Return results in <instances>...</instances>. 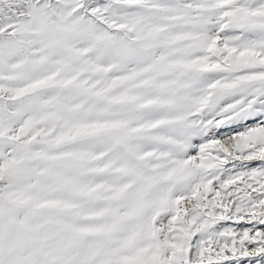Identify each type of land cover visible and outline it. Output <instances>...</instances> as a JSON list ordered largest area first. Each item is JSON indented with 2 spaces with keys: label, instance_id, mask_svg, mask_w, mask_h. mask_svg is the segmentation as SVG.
<instances>
[{
  "label": "snow or ice",
  "instance_id": "snow-or-ice-1",
  "mask_svg": "<svg viewBox=\"0 0 264 264\" xmlns=\"http://www.w3.org/2000/svg\"><path fill=\"white\" fill-rule=\"evenodd\" d=\"M0 264H264V0H0Z\"/></svg>",
  "mask_w": 264,
  "mask_h": 264
}]
</instances>
